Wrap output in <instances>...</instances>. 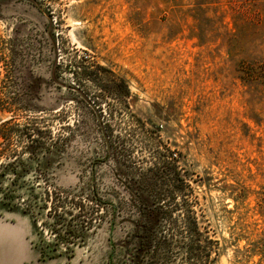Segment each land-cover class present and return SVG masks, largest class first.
I'll return each mask as SVG.
<instances>
[{
	"label": "rangeland",
	"instance_id": "374dc122",
	"mask_svg": "<svg viewBox=\"0 0 264 264\" xmlns=\"http://www.w3.org/2000/svg\"><path fill=\"white\" fill-rule=\"evenodd\" d=\"M39 130L55 146L23 156L25 179L94 184L109 212L71 259H45L52 237L0 209V264H131L129 183L165 160L179 227L203 235L178 236L169 264H264V0H0V150Z\"/></svg>",
	"mask_w": 264,
	"mask_h": 264
},
{
	"label": "trees",
	"instance_id": "16d2710c",
	"mask_svg": "<svg viewBox=\"0 0 264 264\" xmlns=\"http://www.w3.org/2000/svg\"><path fill=\"white\" fill-rule=\"evenodd\" d=\"M24 136L30 144L21 153L7 154V150H0V170L3 169L0 171V209L30 217L36 230L41 228L52 237L48 242L44 238L42 240L44 245L40 254L43 258L71 259L76 248L84 246L89 234L102 224V219L109 212L108 204L94 184L89 185L88 190L66 189L49 180L25 179L30 169L26 160L37 157V147L50 150L55 145L42 142L45 137L51 138L45 131H37L38 138L34 139L29 132ZM60 140L58 136L52 141L56 144ZM23 156L28 159H23ZM2 158L6 162H2ZM156 165L140 172L129 183L130 203L137 211V219L131 221L133 232L125 242L127 247L131 245V264H169L168 254L174 243L181 241L177 240L178 236L194 243L201 241L203 236L197 218L185 215L184 229L178 225L180 215L176 212L182 205L177 200L183 195L185 186L178 168L166 160L161 166ZM6 176L10 178L6 179ZM116 212L115 208L113 220L118 217ZM207 241L211 242L208 238ZM199 257L200 254H192V264L209 262L210 255L204 256L207 257L206 262H198Z\"/></svg>",
	"mask_w": 264,
	"mask_h": 264
}]
</instances>
